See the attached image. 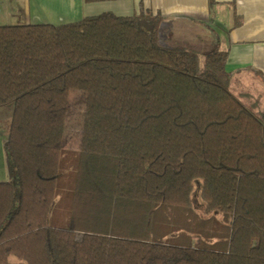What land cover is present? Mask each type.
Segmentation results:
<instances>
[{
    "label": "trees",
    "instance_id": "1",
    "mask_svg": "<svg viewBox=\"0 0 264 264\" xmlns=\"http://www.w3.org/2000/svg\"><path fill=\"white\" fill-rule=\"evenodd\" d=\"M164 20L0 25V264H264V111Z\"/></svg>",
    "mask_w": 264,
    "mask_h": 264
},
{
    "label": "crops",
    "instance_id": "2",
    "mask_svg": "<svg viewBox=\"0 0 264 264\" xmlns=\"http://www.w3.org/2000/svg\"><path fill=\"white\" fill-rule=\"evenodd\" d=\"M160 13L161 35L201 53L226 52L229 90L255 113L264 111V0H0V25L65 24L113 12Z\"/></svg>",
    "mask_w": 264,
    "mask_h": 264
},
{
    "label": "rangeland",
    "instance_id": "3",
    "mask_svg": "<svg viewBox=\"0 0 264 264\" xmlns=\"http://www.w3.org/2000/svg\"><path fill=\"white\" fill-rule=\"evenodd\" d=\"M166 42V41H165ZM12 114V108L10 106H6L0 108V181H5L9 179V170L7 165V153L5 149V140L8 135V121ZM76 129L71 133V138L75 140L76 137ZM71 146H75V142L70 144ZM202 188V181L200 179L195 181L194 190H193V203L195 208L201 212L204 207V203L200 199V191ZM17 259L15 257H11V263L16 262Z\"/></svg>",
    "mask_w": 264,
    "mask_h": 264
}]
</instances>
